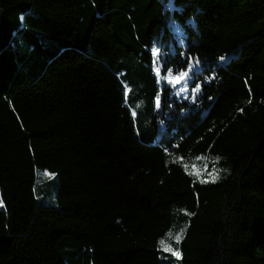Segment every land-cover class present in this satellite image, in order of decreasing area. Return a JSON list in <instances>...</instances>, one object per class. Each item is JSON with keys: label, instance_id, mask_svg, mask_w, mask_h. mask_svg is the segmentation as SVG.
<instances>
[{"label": "trees", "instance_id": "trees-1", "mask_svg": "<svg viewBox=\"0 0 264 264\" xmlns=\"http://www.w3.org/2000/svg\"><path fill=\"white\" fill-rule=\"evenodd\" d=\"M172 21L214 77L183 119ZM0 201V264H264V0H0Z\"/></svg>", "mask_w": 264, "mask_h": 264}, {"label": "rangeland", "instance_id": "rangeland-1", "mask_svg": "<svg viewBox=\"0 0 264 264\" xmlns=\"http://www.w3.org/2000/svg\"><path fill=\"white\" fill-rule=\"evenodd\" d=\"M172 30V38L167 41L158 39L154 46L156 50V54L154 55V71L159 79L158 85L160 88L159 101L161 106L159 108L162 107L161 95L163 90L166 91L165 96H169L170 99L164 105L163 112H159V115L167 119H175L176 117L183 119L204 108L203 103L205 99L202 93V85L203 83H210L214 77L212 74H197L193 63L186 62L184 57L178 58L179 51L176 44L181 43L183 30L175 21H172ZM184 73L186 75L182 76L181 74ZM177 79H179V82H177ZM197 86H199L198 91H193ZM181 89H184V91H181ZM192 168H195L197 171L199 170L197 165H193ZM46 171L52 173L46 169L41 171V176L49 178L44 175ZM44 178L40 179L44 180ZM54 178H57L56 175L51 177V179ZM55 195H57V189ZM47 199L45 203H49L50 200L48 197ZM162 240L171 244L167 238Z\"/></svg>", "mask_w": 264, "mask_h": 264}, {"label": "snow or ice", "instance_id": "snow-or-ice-1", "mask_svg": "<svg viewBox=\"0 0 264 264\" xmlns=\"http://www.w3.org/2000/svg\"><path fill=\"white\" fill-rule=\"evenodd\" d=\"M153 54L155 55L156 54V50L154 49L153 50ZM221 59L223 60L224 58L221 57ZM182 76H185L186 73L184 74H181ZM177 82H179V79H177ZM198 87L196 89H194L193 91H198ZM181 91H184V89H181ZM250 102V101H249ZM161 105H160V101H159V98H157L156 100V107L159 108ZM240 111H242V109H240ZM133 116H135V113H133ZM218 159V158H217ZM185 168L187 170V166L185 165ZM190 175H196L197 178H199L200 176V173L199 171L193 170V172H190L189 173ZM44 175L48 176L49 178H51L52 176H54L55 174L54 173H48L47 171L44 173ZM209 176L211 177V180L212 182H215L216 180V175H214L213 173H209ZM202 182H206V181H202ZM0 207H3V201H0ZM183 232H184V229H181V231L176 234L174 237L172 236V233L169 232L168 233V236L171 237L172 239H174L176 245H179L181 239L183 238ZM160 245L162 246V251L166 252V253H171L172 256L176 257V259H180V252H179V249L178 248H173V246L169 243H166L165 240H161L160 242Z\"/></svg>", "mask_w": 264, "mask_h": 264}]
</instances>
